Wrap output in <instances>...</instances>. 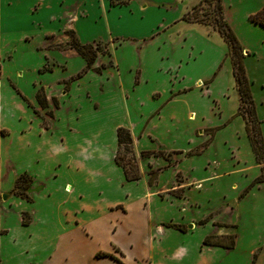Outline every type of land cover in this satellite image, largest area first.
Wrapping results in <instances>:
<instances>
[{"label":"crops","instance_id":"0c3cea01","mask_svg":"<svg viewBox=\"0 0 264 264\" xmlns=\"http://www.w3.org/2000/svg\"><path fill=\"white\" fill-rule=\"evenodd\" d=\"M196 1L80 0L69 14L74 0H0V264H264V180L245 190L259 164L224 42L181 19ZM250 1L241 19L264 30L248 19L264 0ZM223 18L243 64L253 39ZM65 31L106 50L82 71ZM117 127L131 136L137 180L114 163ZM223 131L226 166L206 161L198 175L196 157ZM21 173L28 200L11 193ZM213 174L242 177L224 205L231 220L185 218L190 188ZM199 225L209 229L193 238ZM228 227L230 248L201 243Z\"/></svg>","mask_w":264,"mask_h":264},{"label":"rangeland","instance_id":"374dc122","mask_svg":"<svg viewBox=\"0 0 264 264\" xmlns=\"http://www.w3.org/2000/svg\"><path fill=\"white\" fill-rule=\"evenodd\" d=\"M81 1L85 2V0ZM212 1L213 0H197L188 10H186V12H188V18L193 17L197 20L196 22H192V24L202 29L206 35L216 32L212 26L214 23ZM78 4H80V0H74L67 12H69V14H73L75 9L78 8ZM252 4L253 3L250 0H232V5L230 7L227 5L224 6L222 15L223 17L233 21L236 29L240 32V34H242V36L251 40L253 39V41H251L252 43L249 44L254 53L249 54L244 58L243 67L249 83L255 113L257 118L260 120L261 136L264 143V30L254 26H252L253 29L251 30L249 28L250 26H248L249 23L247 24L241 19L242 8L244 6H252ZM192 6L194 7L192 8ZM118 9L124 10L123 7H118ZM122 17L120 16V18ZM90 45L96 47L99 52L106 50L105 45L99 42H95ZM226 48L228 49L227 46ZM211 119L212 118H210V122ZM223 132L224 133L219 134L216 137L214 145H212L206 153L196 157V164H199V167L197 168V170L199 169L198 175H201L202 172L209 173V171H207L208 168L205 170L202 168L206 161H209L210 164L211 162L215 163L216 169H223L226 166L227 160L221 146V139H228L230 134L226 131ZM241 178L242 177L238 174H224L219 178L214 177L213 174L211 177L212 180L210 181L211 185L206 183L198 191L196 188L191 187L186 198L192 204L190 206L189 203L188 205H186L187 203L184 205V217L191 220H198L207 217L208 214H211V216L216 217L220 221L231 220L232 216L225 209L224 205L226 202H228V205L232 204L230 201L234 196L236 187H231V185L236 184L238 186ZM193 203H195V205ZM216 210L220 211L212 214ZM208 229L209 227H204L202 225L197 226V228L193 231V238H197ZM232 231V228H226L227 234L232 233Z\"/></svg>","mask_w":264,"mask_h":264},{"label":"trees","instance_id":"16d2710c","mask_svg":"<svg viewBox=\"0 0 264 264\" xmlns=\"http://www.w3.org/2000/svg\"><path fill=\"white\" fill-rule=\"evenodd\" d=\"M193 7L194 6H192V8ZM212 10L214 16V23L212 26L217 34L221 37L222 41L228 47V49L226 48V56L228 57L230 63L234 89L239 100L236 114L241 116L244 121V131L250 146L251 153L253 155L254 161L259 164L260 173L253 181L249 183V185L245 188L246 190L255 182L264 180V143L259 127L260 120L257 118L255 113V107L251 96L249 83L242 64V48L231 28L223 18L220 0L212 1ZM181 19L190 23L197 21L193 17L188 18V12H184L181 16ZM248 19L264 27V6H262L256 12L249 14ZM65 34L68 36L66 44L77 54H79L85 61V66L83 67L82 71L90 67L97 53L96 47H93L90 44L79 43L71 31H65ZM38 102L41 104V101L39 99ZM113 160L115 164L121 167L125 181L137 180L140 177V173L137 167V159L132 149L131 136L128 130L123 127L116 128V150L113 156ZM156 173V169H150L148 171V184H151L153 182L156 177ZM30 183L31 177L28 174H19L14 179L11 193L28 200L29 198L26 191ZM21 222L26 223L23 217L21 219ZM203 222L204 220H200L198 223L201 224ZM166 225L172 226L179 230H183V226L180 225ZM233 236V233L223 236L209 234L205 235L202 238L201 243L230 248L233 243Z\"/></svg>","mask_w":264,"mask_h":264},{"label":"snow or ice","instance_id":"6c2138e0","mask_svg":"<svg viewBox=\"0 0 264 264\" xmlns=\"http://www.w3.org/2000/svg\"><path fill=\"white\" fill-rule=\"evenodd\" d=\"M0 24H2V17H0Z\"/></svg>","mask_w":264,"mask_h":264},{"label":"water","instance_id":"95a60500","mask_svg":"<svg viewBox=\"0 0 264 264\" xmlns=\"http://www.w3.org/2000/svg\"><path fill=\"white\" fill-rule=\"evenodd\" d=\"M1 199H4V195H1Z\"/></svg>","mask_w":264,"mask_h":264}]
</instances>
